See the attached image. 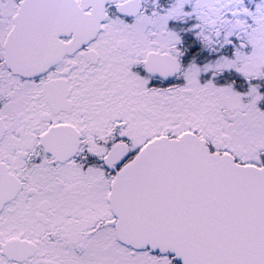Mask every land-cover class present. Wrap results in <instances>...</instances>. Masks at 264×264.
<instances>
[{
	"label": "snow or ice",
	"instance_id": "obj_1",
	"mask_svg": "<svg viewBox=\"0 0 264 264\" xmlns=\"http://www.w3.org/2000/svg\"><path fill=\"white\" fill-rule=\"evenodd\" d=\"M0 264H264V0H0Z\"/></svg>",
	"mask_w": 264,
	"mask_h": 264
}]
</instances>
